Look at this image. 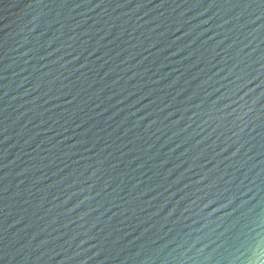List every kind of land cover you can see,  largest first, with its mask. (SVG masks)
<instances>
[{"label":"water","instance_id":"obj_1","mask_svg":"<svg viewBox=\"0 0 264 264\" xmlns=\"http://www.w3.org/2000/svg\"><path fill=\"white\" fill-rule=\"evenodd\" d=\"M0 264H264V0H0Z\"/></svg>","mask_w":264,"mask_h":264}]
</instances>
